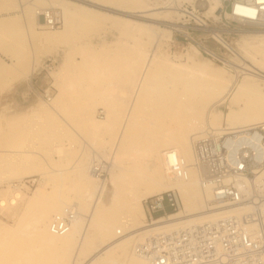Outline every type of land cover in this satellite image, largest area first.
Masks as SVG:
<instances>
[{
    "label": "bare ground",
    "instance_id": "1",
    "mask_svg": "<svg viewBox=\"0 0 264 264\" xmlns=\"http://www.w3.org/2000/svg\"><path fill=\"white\" fill-rule=\"evenodd\" d=\"M76 1L83 4L79 7L80 9L77 15L70 9L71 5L68 3V0H55V2L63 7L62 14L59 10L57 11L60 13L63 26L67 27V30L57 37L54 35L40 36L38 32L32 29L33 25L40 24L38 20L40 19V13L44 10H48H39L35 14V9H41L38 7L35 8L32 11V15L35 18H33V16L28 18L30 28L29 30H27V28L25 29V31H27V40L30 42V39L45 38L44 42L52 45L53 48L57 50L61 47H67V45H63L59 40H61V38L62 40H67L69 32H71L68 31V28L72 26L74 22H79L76 20H84V22L89 21L98 24L97 21H101L104 18L102 15H96L99 13L89 10L87 7L94 6L97 10H104L106 7L103 3H105L106 0ZM116 2L118 5L120 4L119 6L123 4L125 6L124 9H127L124 11L118 10L117 12L130 18L131 21H118L121 26L120 33L122 32L124 37L122 38L121 35L110 45L115 44L118 40L132 42L131 44L133 45L129 48L130 54L128 55V59L129 62H131V54L135 52L134 57L136 60L135 62H131V64L135 65L132 71L134 72L133 75L135 73L136 75L132 77V75L129 76L128 74V76H125L126 78L123 79L118 76L120 78V80H118L119 78L114 79L116 77L115 72L117 71L104 72L102 68H90L87 70L91 79V83L88 86L83 87L81 83L76 80L75 82L68 80V82L64 84L63 90L60 89L61 86L59 87V93L65 91L71 96L81 95L84 98L85 102L78 111L86 115V125H88L91 132L88 141L98 149H100V146L108 145L113 141L112 150H114V152L111 151L114 153L111 155L113 169L110 173L109 164L108 169L106 166V170L108 178L111 176L110 179L113 180L114 177L119 176L118 180L115 182L116 184L113 183V185L110 186V189L106 190L107 187L105 185L100 187L104 191H102L103 193L99 198L93 201L90 218L88 219L87 217V223L84 222L81 217L79 218L77 213L70 231L62 236H55L52 235L48 229L49 221L52 219H50L51 215L55 213V216L59 215L68 207H74L76 209L77 207L81 208L91 197L93 182H97L92 167V162H94L96 156L93 154L91 158V156L88 157L89 154L87 157H83L72 164L74 176H77L79 180L73 182L74 187L70 190L76 195L74 201L76 206L72 205V201L64 197L61 193L66 185V177L61 172L58 173L59 185L57 194L50 197L51 199L49 200H43L36 209L34 208L35 210L29 213L28 217H33L32 220L23 222L24 224L21 223L18 229H16L17 232H15L16 230L13 232L6 227L0 226V235L2 236V239H0V264H2V259L11 243L14 240H19L25 232L30 233L31 236L28 238L30 244L22 250L23 257L21 264H82L79 263V256L82 255V250L89 244L90 236L96 230L98 231L99 237H104L103 242L105 243L104 245H98L99 247L83 264H108L111 257L116 255L122 258L121 264H147L144 260L135 256L133 250L137 244H140L148 236L159 232H168L189 224L203 223L210 219L219 218L224 214L220 210L225 207L216 208L211 211L206 209L205 203L206 199H208L207 194H210V199L213 201V192L210 185L205 183L202 185V177L195 164L192 144L203 140V135L208 129H212L214 132L226 131L227 133L223 135L231 136L228 138L225 148L228 151L234 152L237 149L236 145L238 141L250 136V133L257 130V127L264 126V35H248L247 40L236 45L237 51L242 55L240 56L242 57V61H244V59H252L254 62H257L256 65L259 68L250 70L249 67L241 64L242 70L248 71V75L241 79L240 83L236 85L231 83L232 79L230 80L229 75L226 73L224 74L221 67L211 64L205 65L206 63L200 62L199 58L201 55L199 51L193 47H189L185 55V65H173L166 60L160 62L162 65H166L165 67H167V69L169 68L172 72H185L186 76L182 80L175 82L171 79L166 83L167 87L161 82H157L155 86H149L147 85V81L150 76L152 77V68H155L157 66L156 64L159 62H156L155 56L149 58L146 55L147 53L145 54V52L142 51L143 49L139 50V44L143 41L144 43L145 41H150L155 34L159 33L158 28L155 26L156 24L154 25L155 27L153 26V23H158V19L156 18L160 16L167 17L170 14L176 13L168 12L167 9L163 7L157 9L163 10L162 12L149 14L143 0H116ZM11 5L12 0H0V11L11 9ZM189 6L193 7L194 4ZM198 6L204 9V15L207 18H213L217 21L219 18L218 11L220 10L219 2L215 0H200ZM129 9H140L141 11L139 15H133L129 13ZM20 10L23 12V9ZM184 10L185 8L182 10L183 17L187 15ZM188 16L190 17V15ZM115 20L110 19V21ZM132 20L136 22L141 21L145 24L139 25L138 23H132ZM25 22L27 25V21ZM77 24L79 25V23ZM10 25V22L0 23V33L2 34L6 30V27ZM160 34H162L163 40L166 38V41L158 45V53L168 47L167 43L170 39V33L162 32ZM164 35L166 36L165 38L163 37ZM215 37L218 38V36ZM137 49L138 51L136 52L135 50ZM91 50L92 48L90 47H84L77 52L80 56L81 63L85 62V52ZM69 52H71V50ZM66 53L67 51H65L64 56ZM105 55L106 54L102 53L96 56L104 59L106 57ZM72 56H70V58H63L61 69H59L60 72L57 73V75L69 72V67L76 63ZM234 56L235 59L232 60L240 63L237 60L239 54L235 52ZM256 59L258 60L256 61ZM3 65L6 66L5 64ZM132 65H130L131 68ZM4 66L0 67V72L5 71ZM7 67L8 66H6V68ZM155 71L157 72V70ZM115 80H118L119 83H116ZM224 93L225 96L230 94L232 98L238 97L237 108L234 111H230L225 119L221 113L214 112L215 108H212V103L221 101L224 98V96L222 97ZM65 95L56 97L53 101V106H61L62 110L66 109ZM168 100L177 103L175 107L180 104L183 107L182 111L179 113L175 107H171L172 109L168 112L169 115L165 117L162 116L157 126H150L152 122L147 124V121L141 118L139 109L143 104L152 101V104H154L153 108H159L158 110L164 112L168 108L163 109L166 103H162ZM51 101L52 99L48 103H43L49 106ZM97 103L100 105L99 108L102 107L105 111L104 119L102 120H98L94 117L96 110L94 107ZM240 103H242L241 106ZM49 110L50 115L47 116L50 119L52 116H56L57 118L64 116L63 114L61 115L64 111H59V114L54 107H50ZM245 110H247V112ZM44 112L42 111V113ZM177 114L181 116L180 121L177 125L171 126L170 123L172 118H175ZM115 118L119 119L118 123L115 121ZM222 121L226 129L221 128ZM156 127L158 131L154 134H158L160 139L153 137V140L150 141V136ZM208 127L216 128L213 129ZM205 128L207 129L203 131ZM139 129H144V135L147 134V136H144L147 137L144 142L140 140L139 142H136L137 140L132 141L134 134H136ZM138 133L141 132L138 131ZM215 136H217V134ZM138 137H136V139ZM172 151L177 154L184 164L185 174L182 178H178L170 172L166 162V153ZM56 152L60 153L61 148H56ZM257 173L258 172L255 174L257 175ZM230 181L234 182L235 186L242 192H245L244 187L248 186L251 191H257L258 193L264 192V171L259 173V175L254 178L253 182H249V184H247L244 179L230 178L228 176L225 178L224 183L227 184L230 183ZM40 182L44 183V179L41 178ZM125 185H127V188L123 190ZM123 192H125L126 195L122 198L121 194ZM165 192H172L176 195L177 203L182 207V211L169 215L167 218L161 217L157 220H152V224H147L143 215L144 211H142V197L146 200L156 194ZM118 196L121 200L120 204L116 203ZM20 198L21 196L17 191L12 192L9 198L2 197L0 199V211L16 206ZM39 198V192H34L30 199V204L35 207ZM132 203H134V206ZM244 208H246V206L241 204L231 208L227 213L239 215L244 211ZM107 210H111L110 212L113 215L121 213V217L112 220L102 218V214ZM183 214L185 215L183 216ZM99 241L101 242V240ZM76 249L77 253H74Z\"/></svg>",
    "mask_w": 264,
    "mask_h": 264
},
{
    "label": "rangeland",
    "instance_id": "2",
    "mask_svg": "<svg viewBox=\"0 0 264 264\" xmlns=\"http://www.w3.org/2000/svg\"><path fill=\"white\" fill-rule=\"evenodd\" d=\"M143 2L146 6V10L149 11V14L162 12L163 10L157 9L163 7H165L168 12L176 13L170 14L167 17L160 16L156 18L158 19V23H153V26L156 24L155 26L158 28L159 33L153 36V40L145 41L146 44L144 41L139 44V50L143 49L142 51L145 52V54L147 53L146 55L149 58L155 56L156 62H159L156 64L157 66L155 65V68H152L153 74L152 77H149L147 85L155 86L157 82H161L167 87L166 83L171 79L175 82L182 80L186 76L185 72H172L169 68L167 69V67H165L166 65H162L160 62L166 60L173 65H185V55L186 52H188L189 47H193L199 51L201 55L199 58L200 62L206 63L205 65L211 64L221 67L224 74L226 73L229 75L230 80L232 79L231 83L235 85L240 83L241 79L248 75V71L242 70L241 64L246 65L250 70L254 68L259 69L256 65L257 62H254L252 59H244V61H242V57H240L242 55L237 51L236 45L247 40L248 35H264V31H259L257 33L248 30L235 31L236 28L233 26L229 27L228 31L226 28L222 27V21L218 23L213 18H207L204 15V9L197 17L198 19H189L182 16V10L186 6L193 4L198 5L200 0H143ZM68 3L71 5L70 9L75 15L78 14L79 7L83 5L76 0H68ZM103 5L106 7L104 10H97L94 6L87 7V9L99 13L96 15L104 16L101 21H97L98 24L89 21L84 22V20H76L79 21L77 22L79 25L75 22L73 24L74 26L71 24L72 26L68 28V31L71 32H69L67 40H62V38L59 40L63 45H67V47H61L57 50L56 48L54 49L52 45L46 44L44 42L45 38L30 39L29 42L26 37L27 31H25L26 28L29 30L30 26L28 18L33 16L32 11L37 7L41 9H35V14L39 10L51 8L59 10L62 14L63 7L55 2V0H12L11 9L0 11V23H11L9 27H6V30L2 34L0 33V58L11 64L10 67L8 66L6 68V66L3 65L4 63H0V67L4 66L5 68V71L0 72V199L2 197L9 198L10 194L14 191H17L21 196L17 201L16 206L0 211V226L6 227L13 232L18 229L21 223L24 224L23 222H29L33 219V217H28L29 213L35 210L43 200H49L51 199L50 197L57 194L59 185L58 173L60 172L66 177V185L61 193L64 197H67L72 201V205L76 206V203H74L76 195L73 191H70L74 187L73 182L78 180L77 176H74L72 167V164L75 163V161L87 157L89 154L88 157L91 156L92 158L94 154V156H96L94 160H98L101 164H105L107 169L110 164V173L113 169L111 156L114 154L112 153L114 152V150H112L113 141L108 145L100 146V149L88 141L91 132L88 125H86V115L78 111L85 102L84 98L81 95L71 96L65 91L59 93L60 89L63 90V86L68 80L74 82L76 80L81 83L83 87L88 86L91 83V79L87 70L90 68H102L104 72L113 70V72L117 71L118 74L115 72L116 77L114 79L119 78L118 76H120V78L122 77L121 79L126 78L128 74L129 76L132 75V77L136 75V73L133 75L134 72L132 71V69L135 68V65L131 64V62H135L136 60L134 57L135 52L131 54V62H129L128 59V55L130 54L129 48L133 45L131 44L132 42L118 40L115 44L110 45L121 35L122 38L124 37L123 33H120L121 26L118 21H131V19L121 15L120 12L117 11H124L127 9H124L125 6L123 4L119 6L120 4L118 5L116 0H106ZM20 9H23V12H21L22 10ZM128 11L130 14L139 15L141 10L129 9ZM202 17L204 18L202 21L205 22L206 26L204 27L203 25H200L201 27H198L197 25ZM33 18L35 17L33 16ZM110 19H116L117 21H110ZM38 20L40 24L33 25L32 29L38 32L40 36L54 35L57 37L59 34H62V32L67 30V27H64L63 23L59 30H47L43 27L42 19L40 18ZM25 21H27V25ZM132 23H138L139 25L145 24L144 22H136L134 20H132ZM162 32L170 33V39L167 43L168 47L158 53V45L166 41V36H163L165 38V40H163L162 34H160ZM215 36H218L219 39ZM84 47H90L92 50L85 52V62L81 63L80 56L77 52ZM135 47L136 46L134 45V48ZM103 48L105 49L102 50ZM203 49L212 53L214 57H207L203 53ZM70 50L71 52H69ZM65 51H67V53L64 56ZM135 51L137 52L138 49ZM235 52L239 54L237 60L240 63L232 60L235 59ZM102 53L106 54L104 59L98 57ZM70 56L73 57V60L76 63L73 62L75 64L69 67L68 73L57 75V73L60 72L59 69H61L63 58H70ZM257 60L258 59H256V61ZM130 65H132V68ZM235 65L239 67H236ZM155 70H157V72ZM8 77L9 79L15 78V82H8ZM120 78L118 80H120ZM118 80H115L116 83H119ZM15 86L16 88H14ZM49 88L53 89V98L48 106L44 104L41 98H38L34 92L37 93L40 90H46ZM59 95H65V105L67 108L64 110H62L61 106H53V101ZM223 96L224 98L221 101L212 103V108H215L214 112L221 113L225 119L230 111H234L237 108L238 97L232 98L230 97V94L225 96V93L222 97ZM162 104H164V106L162 105L164 107H162L163 109L168 108L164 112L158 110L159 108H153L154 104H152V101L143 104L139 109L141 118H143L144 121H147V124L152 122L150 126H157L162 119V116H168L169 110L172 109L171 107L174 108L177 103L168 100ZM241 105L242 103H240V106ZM50 107H54L55 110L57 109L59 114V111L65 112L66 110V112L61 113V115H64L61 118L52 116L50 119L47 116L50 115ZM99 107L100 105L98 103L95 104L94 108L96 110L94 117L98 120H102L104 119L105 111L102 107ZM175 108L179 113L183 109L180 104ZM42 111L45 112L42 113ZM245 111L247 112V110ZM180 117V114H177L175 118H172L170 125H177L180 121ZM115 121L118 123L119 119L115 118ZM224 127L225 124L222 121L221 128ZM208 128L215 129L216 127ZM206 129L207 128L203 129V131ZM138 131L141 133H138ZM138 131L136 132V134L138 133L137 135L134 134L132 141L137 140L136 142H139L140 140L144 142L145 138H147L144 136H147V134L144 135V129H139ZM157 131L158 129L156 127L150 136V141L153 140V137L160 139L158 134H154ZM136 137L139 139H136ZM58 147L61 148L60 153L56 152V148ZM263 171L258 172L255 178ZM118 177H114L113 180L110 179L111 176L108 178L106 170V190L110 189V186L113 185V183L116 184L115 182H117ZM41 178L44 179V183L40 182ZM125 188H127V185L123 187V190ZM102 191L104 190L99 187L97 182H93L91 197L81 208L77 207V210L79 209L77 211L78 217H81L84 222L87 223V217L88 219L90 218L89 216L91 214L93 201L101 196L103 193ZM34 192H39L40 195L35 207L30 204V199ZM260 194H264V192L262 191ZM124 195H126L125 192L121 194V197H125ZM207 195L208 199H206L205 203L206 208L208 206L207 204L211 202L210 194L208 193ZM144 200V197H142L141 205L142 211H144L143 215L145 222L148 224L150 218H152V220L161 218L162 216L160 215L150 217L146 214L143 203ZM120 202L121 200L118 196L116 203L120 204ZM175 204L177 209L176 213H180L182 207L178 205L177 200L175 201ZM132 205L134 206V203H132ZM110 211L111 210L105 211L102 214V218L112 220L121 217V213L113 215ZM55 214H52L50 219L55 216ZM184 215L185 214H183V216ZM15 232H17V230ZM98 235V231L96 230L90 236L89 244L82 250V255L80 254L81 256H79V263H85L89 259V256L99 247L98 245H104V237H99ZM30 236V233L25 232L19 240H14L9 249L5 252L6 254L2 259V264H21L23 257L22 250L30 244V241L28 240ZM0 239H2L1 235ZM74 253H77V249L74 250ZM121 261L122 258L116 255L111 257L108 264H121Z\"/></svg>",
    "mask_w": 264,
    "mask_h": 264
},
{
    "label": "built area",
    "instance_id": "3",
    "mask_svg": "<svg viewBox=\"0 0 264 264\" xmlns=\"http://www.w3.org/2000/svg\"><path fill=\"white\" fill-rule=\"evenodd\" d=\"M215 1L220 4L217 22L222 21V27L228 31L231 26L236 28L235 31H264V0ZM184 11L187 14L185 17L198 19L203 8L198 5L186 6ZM40 18L47 30H59L61 27L57 10H44ZM202 20L203 17L198 27L206 26ZM203 53L207 57H214L204 49ZM34 94L48 103L53 98V89L40 90ZM225 133L208 129L203 140L192 144L202 185H210L213 192V201L207 204L206 209L211 211L226 207L220 210L224 214L203 223L148 236L133 250L135 256L147 264H264V194L251 191L249 186L244 187L245 192H242L234 182L224 183L228 176L244 179L249 184L253 182L255 173L264 169V126L257 127L250 136L238 141L234 152L225 148L231 136L223 135ZM165 159L170 172L182 178L185 167L177 154L168 152ZM92 167L99 187L105 185V164L94 160ZM175 201L172 192H165L143 203L148 216L167 218L177 212ZM241 204L246 208L239 215L227 213L232 207ZM77 213L76 208L68 207L61 214L53 216L48 225L49 232L55 236L68 233ZM148 224H152V218Z\"/></svg>",
    "mask_w": 264,
    "mask_h": 264
},
{
    "label": "crops",
    "instance_id": "4",
    "mask_svg": "<svg viewBox=\"0 0 264 264\" xmlns=\"http://www.w3.org/2000/svg\"><path fill=\"white\" fill-rule=\"evenodd\" d=\"M6 20H8V19H6ZM0 63H4L6 66H11V64L9 63V62H6L5 60H2L1 58H0ZM14 77V76H13ZM8 82L9 81H14L15 82V78H13V79H9V77H8V80H7ZM14 88H16V86L14 87ZM14 88H13V90H14ZM12 90V91H13ZM1 96V95H0Z\"/></svg>",
    "mask_w": 264,
    "mask_h": 264
}]
</instances>
